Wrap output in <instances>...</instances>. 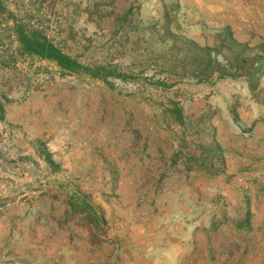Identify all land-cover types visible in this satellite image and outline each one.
<instances>
[{
    "label": "rangeland",
    "instance_id": "rangeland-1",
    "mask_svg": "<svg viewBox=\"0 0 264 264\" xmlns=\"http://www.w3.org/2000/svg\"><path fill=\"white\" fill-rule=\"evenodd\" d=\"M0 264H264V0H0Z\"/></svg>",
    "mask_w": 264,
    "mask_h": 264
},
{
    "label": "trees",
    "instance_id": "trees-1",
    "mask_svg": "<svg viewBox=\"0 0 264 264\" xmlns=\"http://www.w3.org/2000/svg\"><path fill=\"white\" fill-rule=\"evenodd\" d=\"M41 45V47L46 48V53L54 55L56 57H58L59 59L62 58L63 56L60 54V52L58 50H56L53 46L51 45H46L44 43H39V46ZM61 61V60H60Z\"/></svg>",
    "mask_w": 264,
    "mask_h": 264
}]
</instances>
